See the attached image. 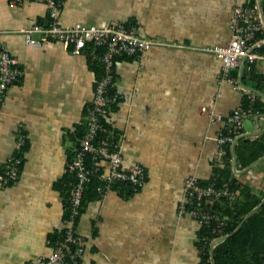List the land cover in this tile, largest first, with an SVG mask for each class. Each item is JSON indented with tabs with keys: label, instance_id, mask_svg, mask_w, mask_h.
<instances>
[{
	"label": "crops",
	"instance_id": "0c3cea01",
	"mask_svg": "<svg viewBox=\"0 0 264 264\" xmlns=\"http://www.w3.org/2000/svg\"><path fill=\"white\" fill-rule=\"evenodd\" d=\"M249 1L65 0L66 27L124 22L163 42L118 62L119 99L104 121L148 181L138 192L112 191L87 202L78 227L86 242L81 264H202L201 226L177 211L188 177L208 182L229 166L235 180L263 196L255 209L264 204V0L255 4L259 58L225 72L209 51L232 40L235 9L255 6ZM47 19L43 3L0 0V38L22 70L0 111V171L12 155L22 161L18 181L0 190V264H38L52 252L66 216L61 187L75 134L99 79L86 53L54 41L27 44L25 31ZM237 109L245 112L241 134L222 145L219 132ZM251 151L260 153L252 163ZM219 241L211 244L214 264Z\"/></svg>",
	"mask_w": 264,
	"mask_h": 264
},
{
	"label": "built area",
	"instance_id": "2783aa9c",
	"mask_svg": "<svg viewBox=\"0 0 264 264\" xmlns=\"http://www.w3.org/2000/svg\"><path fill=\"white\" fill-rule=\"evenodd\" d=\"M35 1L43 3L49 8L51 23L47 26L35 25L31 30L25 31L27 44L40 46L49 40H57L74 53H86V55L88 53L99 60L104 68V73L97 82L91 106L84 117L83 137L73 151V157L68 165L69 172L73 174L75 180L73 179L69 192V209L64 220L67 227L64 239L57 241L52 253L47 257H42L38 262V264H77L82 255L85 241L79 234L76 223L83 213L80 207L88 183L93 179L99 181V195L110 192L114 184L127 182L136 191L147 183L145 169L140 164L127 162L120 145L110 139L99 141L100 134L104 129L103 117L119 99V95L113 92L117 84L115 59L124 53L134 55L154 45H161L163 42L144 38L136 29L125 27L121 23L104 26L79 23L64 27L59 24L64 0ZM233 29L234 36L226 46L209 49L221 59L225 72L239 66L244 59L254 61L260 57L254 50L257 33L262 29L258 7L256 5L237 7ZM34 33H38L40 37L34 38ZM18 64V59L11 56L3 43L0 42V111L10 84L22 75ZM244 113L237 109L229 117L228 131L220 133L217 138L220 144L232 142L235 137L241 134ZM24 144L25 137H19L18 149H21ZM103 163H106L107 167H104ZM21 164L22 161L18 155H12L8 159L5 168L0 171V190L7 188L19 179ZM192 179L194 178L187 181L188 187L194 184ZM207 189L198 187L196 191L199 196L205 195L208 199L211 196L218 198L223 193L228 194L227 190H218L215 193L213 187ZM188 213L201 223H209L215 217L211 209L205 208L201 204ZM178 214L183 216L184 211L180 209Z\"/></svg>",
	"mask_w": 264,
	"mask_h": 264
},
{
	"label": "trees",
	"instance_id": "16d2710c",
	"mask_svg": "<svg viewBox=\"0 0 264 264\" xmlns=\"http://www.w3.org/2000/svg\"><path fill=\"white\" fill-rule=\"evenodd\" d=\"M248 4L255 5L256 0H250ZM62 10H63V7L61 9V13H62ZM61 13H60V17H61ZM60 17H59V24L64 26L61 23ZM50 23H51V14L48 8L47 21L44 24H36V25L47 26ZM119 23L125 25V27L136 29L141 35L139 28L135 25L124 23V22L111 23V24H119ZM258 35L259 33H257V36ZM144 38H147V37H144ZM150 40H159V39H150ZM49 41L59 42L57 40H49ZM0 42L2 43L1 38H0ZM154 46H160V45H154ZM5 48L11 56L17 58L10 52V50L6 46ZM143 52L144 51H140L134 55L124 53L116 57L115 67L117 68L118 62H120V60H123V59L128 60V59L137 57ZM87 56L91 64L95 68L98 78L101 79L104 73V68L101 62L97 60L96 58L90 56L88 53H87ZM18 68L22 74L20 64H18ZM115 78H116V69H115ZM16 81H14L13 83H15ZM12 84H10V86ZM113 92H114V89H113ZM4 100H5V97H4ZM2 106H3V103H2ZM104 120L105 119L103 117L104 129L100 134L99 141L104 140V139H110V140L115 141L119 145L117 139L110 138V136L108 135V130L110 127H108L105 124ZM229 124L230 123H226L225 127H223V129L219 133H226L228 131ZM84 131H85V127L82 124L81 126L78 127V130L75 134L77 144L81 141ZM236 138L237 137H235V139ZM242 144L245 145L247 148L249 147L248 146L249 144H247V142L242 143ZM251 152L252 154L248 158L249 160L247 162L252 163L253 161L258 160L260 153H256L257 155H255L253 154V151ZM70 161L71 159H69V162ZM69 162H68V165H69ZM68 165H67V177L64 180V183L61 187L63 189V194L65 196L64 204H65V209H66V216H67V212L69 209L68 200H69V192L71 189V183L73 182V179L75 180V177L73 176V174L69 172ZM21 168H22V164H21ZM20 172H21V169H20ZM145 173H146V182H147L148 174H147L146 169H145ZM191 178H194L192 179L194 180V184L191 187H188L187 181L190 180ZM99 185L100 183L97 179H93L91 182L88 183L86 190L84 192L82 204L80 207L81 210L84 211L85 205L92 198L97 197V196L102 197L107 194V193L104 195L98 194ZM198 187L202 189H207V188L211 189L213 187V189L215 190V193L218 192V190H222V191L227 190L229 195L226 193H223L218 198H216V196L214 197L211 196L210 199H208V197L205 195H202V196L198 195L196 191V188ZM141 189H143V187L134 191L133 187L129 183L122 182L121 184L119 183L114 184V187H112V190L110 192L118 191L119 193H124L125 191L129 190L130 192L135 193ZM232 194L234 195L232 196ZM262 199H263L262 195L261 196L255 195L254 193H252L250 188L246 186H242L237 180H235L233 178L232 170L229 166L218 168L217 170H215L214 177H212V179L208 182L202 181L199 178H195V177H188L185 180L184 194L182 195V199L179 202L177 211L179 212V210L182 209L184 211L183 216L190 217L192 220H194L201 226L199 238H200V242H201V246L203 250L202 264H213L212 254H211L212 253L211 244L214 240H217V239H220V241L216 243V245L214 246V250H213V253H214L213 257L215 260V264H264V204L261 205L259 208L255 209L261 204ZM200 204L205 208L208 207L209 209H211L212 213L215 215V217L212 218L209 221V223H201L196 218L188 215L189 214L188 212L190 210L194 209L197 205H200ZM247 215H249V217L243 222L241 229L238 232L231 235L230 237L224 238L225 236L232 234L238 228V226L242 223L243 219ZM80 219H81V216L78 219V222L76 223L77 228L79 227ZM64 220H63V228L60 232V235L55 238V241L52 242V247H54V244L57 241L64 239L65 231L67 229V227L65 226ZM78 231H79V234L82 236L79 229ZM85 245H86V242L84 243L82 255L81 257H79L77 264H81V259L85 252Z\"/></svg>",
	"mask_w": 264,
	"mask_h": 264
},
{
	"label": "rangeland",
	"instance_id": "374dc122",
	"mask_svg": "<svg viewBox=\"0 0 264 264\" xmlns=\"http://www.w3.org/2000/svg\"><path fill=\"white\" fill-rule=\"evenodd\" d=\"M77 145H78V144H77ZM76 147H77V146H76ZM76 147H75V148H76ZM74 150H75V149H74Z\"/></svg>",
	"mask_w": 264,
	"mask_h": 264
},
{
	"label": "flooded vegetation",
	"instance_id": "af4514ba",
	"mask_svg": "<svg viewBox=\"0 0 264 264\" xmlns=\"http://www.w3.org/2000/svg\"><path fill=\"white\" fill-rule=\"evenodd\" d=\"M124 155V154H123ZM125 157V156H124Z\"/></svg>",
	"mask_w": 264,
	"mask_h": 264
},
{
	"label": "water",
	"instance_id": "95a60500",
	"mask_svg": "<svg viewBox=\"0 0 264 264\" xmlns=\"http://www.w3.org/2000/svg\"><path fill=\"white\" fill-rule=\"evenodd\" d=\"M214 264V263H213Z\"/></svg>",
	"mask_w": 264,
	"mask_h": 264
}]
</instances>
